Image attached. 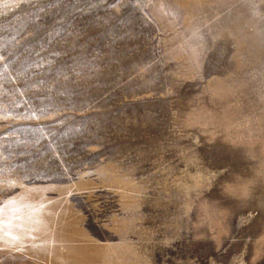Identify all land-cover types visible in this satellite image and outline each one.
I'll return each mask as SVG.
<instances>
[{
  "label": "rangeland",
  "instance_id": "374dc122",
  "mask_svg": "<svg viewBox=\"0 0 264 264\" xmlns=\"http://www.w3.org/2000/svg\"><path fill=\"white\" fill-rule=\"evenodd\" d=\"M0 264H264V0H0Z\"/></svg>",
  "mask_w": 264,
  "mask_h": 264
}]
</instances>
